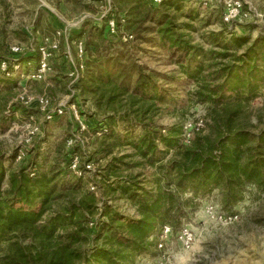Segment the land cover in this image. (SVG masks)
Here are the masks:
<instances>
[{
  "label": "trees",
  "instance_id": "1",
  "mask_svg": "<svg viewBox=\"0 0 264 264\" xmlns=\"http://www.w3.org/2000/svg\"><path fill=\"white\" fill-rule=\"evenodd\" d=\"M185 1L162 0L154 6L152 0H120L135 41L117 42L97 61L89 59L76 85L79 93L101 97L104 86L113 83L138 106L125 120L123 134L115 131L113 117L95 124L102 146L93 156L108 160L90 173L105 195L128 203L135 216L104 203L96 217V198L80 193L88 173L84 163L81 177L71 176L69 169L78 146L48 164L38 144L25 151L16 168L18 151L0 154V264H139L158 252L162 228L179 231L199 199L217 192L218 209L233 215L247 187L264 192V128L253 133L238 119L264 87V34L252 40L251 23L241 36L209 32L203 35L205 49L190 37L197 17L184 13ZM183 16L188 21L179 23ZM135 43L169 52L178 74L194 83L196 101L207 107L209 134L184 145L181 125L165 129L153 122L164 100L158 86L163 77L133 60L127 47ZM7 126L8 120L0 119V130ZM125 147L130 153L117 157L114 152Z\"/></svg>",
  "mask_w": 264,
  "mask_h": 264
},
{
  "label": "rangeland",
  "instance_id": "2",
  "mask_svg": "<svg viewBox=\"0 0 264 264\" xmlns=\"http://www.w3.org/2000/svg\"><path fill=\"white\" fill-rule=\"evenodd\" d=\"M224 1H185L184 13L192 11L197 17L192 22L195 31L190 34L194 43L201 44L206 49L208 46L204 43L203 35L209 32L223 30L237 36L245 35L249 23L252 24L248 28L252 40L258 34H264V0H245L243 10L248 13V18L231 24H224L222 21ZM161 2L162 0H152L154 6ZM124 9L120 0L92 3L87 0H0V119L8 120V126L0 130V154L7 156L13 151L32 150L39 144L44 149L43 154L47 156L44 158L50 164L61 155L65 157V154L70 153L71 149H67L66 142L76 136L80 139L75 145L80 147V163L85 164L89 159L95 172L103 169L108 159L100 160L93 156L102 146V137L94 133L95 124L113 117L115 131L123 134L125 120L132 119V112L138 106L128 92L113 83L104 86L100 92L101 97L99 94H82L76 89L75 98H70V75L79 72L81 77L89 59L97 61L96 56L115 46L117 42L122 44L133 39L135 41L136 33L132 32L133 38L126 29ZM110 21L114 22L113 34H108L106 28ZM187 21L183 16L179 23ZM82 31V36H75ZM101 32L103 33L100 34ZM73 35L76 38L71 40ZM53 40L57 41L56 49L51 48ZM77 40L84 44L83 61L76 56ZM12 47H18L21 52L12 55ZM42 47L48 51L50 70L43 80L36 82L27 78L38 68L40 57L36 53ZM127 50L131 51L133 60L139 65L154 70L163 77L158 86L159 94L164 100L157 104L158 111L153 114V122L165 129L177 124L182 126L183 131L186 127L191 128V140L198 135L209 134L210 130L206 125L210 122L207 107L196 101L193 96L196 89L194 83L178 74V66L169 57V52L158 46L140 47L137 43L129 45ZM23 57L33 59L26 60ZM2 63H6V71L1 69ZM81 64L83 70H80ZM22 93L32 99L46 96L52 107L61 102L74 104L78 116L85 124V130H79L72 111L67 108L61 117L46 121L34 102L29 107L19 104L16 99ZM99 98H102L100 102ZM238 119L241 125H245L253 133L264 128V87ZM200 121L201 126H198ZM31 127H38L39 133L32 136L30 143L26 145ZM114 153L118 157L123 153H130V150L125 147ZM25 158L16 160L12 167L16 168ZM151 171L144 168L147 174ZM71 176L77 177L72 173ZM82 180L84 188L80 193L94 195L100 210L97 218L101 215L104 203L115 207L124 216H135L133 207L128 203L113 201L110 194L105 195L98 187L100 181L94 179L92 174H84ZM90 184L96 186V192L90 191ZM208 203L218 205L217 192L199 199L196 209L190 212L184 223L195 233L192 249L184 251L173 241L166 255L168 264H264V192L257 191L253 186L247 187L244 199L233 209L238 219L232 224H217L206 219L203 208ZM161 255L156 251L154 255L145 256L138 261L139 264H154Z\"/></svg>",
  "mask_w": 264,
  "mask_h": 264
},
{
  "label": "built area",
  "instance_id": "3",
  "mask_svg": "<svg viewBox=\"0 0 264 264\" xmlns=\"http://www.w3.org/2000/svg\"><path fill=\"white\" fill-rule=\"evenodd\" d=\"M155 1H159V0H155ZM244 1L245 0H225L224 1L225 8H224V12L222 15V21L224 24H231V23H234L236 21H240V20L248 18V13L244 12V10H243L244 9L243 8ZM106 28H107L108 34H113L114 33V22L110 21L107 24ZM58 35H59V33H58ZM46 41L48 42L49 40L46 39ZM50 45H51V48L56 49L57 48V41L53 40L50 43ZM10 50H11L12 55L18 54L21 52L18 47H12ZM75 52H76V56L80 60L83 61L85 58V48H84V44L81 40L76 41ZM39 54H40V61L38 63V68L34 73H32L27 78V79L30 78L29 80L36 81V82L43 80L44 77L46 76L47 72L50 70V67L48 65V59H47L49 54H48V51L45 49V47H42L39 49ZM1 69L3 71H6V69H7L6 63H2ZM15 69H17V67ZM80 70H83L82 64L80 66ZM70 77L72 79H71L70 88H69V91H70L69 97L75 98L76 85L79 81L80 74H79V72L71 73ZM16 100L19 102V104H21L24 107H29L34 102L38 106L40 112L43 114L44 119L46 121H51L55 117H61L64 114L66 108L70 109L73 113V117H74L75 121L78 124L79 130L80 131L85 130V124L83 123V121L78 116V114L75 110L74 104L69 105L66 102H61L57 106L52 107L50 100L46 96L38 97L37 99H32L28 95H26L25 93L20 94ZM198 126H201V121H200V123H198ZM190 129L191 128H188V127L184 128V133L182 135V142L184 145H188L190 143V140H191ZM38 133H39L38 127H31V129L29 131L30 138H28L25 141L26 145H28L30 143L31 137L34 136L35 134H38ZM78 142H80V139L76 136H73L72 139H70L66 142L67 149L72 150ZM25 156H26L25 151L24 152L22 150L18 151L16 160H21L22 157L25 158ZM84 168L89 173L95 172V169L93 168L91 162L85 163ZM69 169L72 171V173L75 176H77V177L82 176V170L80 169V161H79L78 156L73 155L71 157ZM89 189L92 192H96V186L95 185L90 184ZM203 214L206 217V219H208L211 222L217 223V224H232V223L236 222L238 219L237 214H233V215L225 214L218 209L217 205H214L211 203H208L204 206ZM195 238L196 237H195V233H194L193 229L186 224H184L180 228V230L177 231L176 233H173L171 227L164 226L162 228V230L160 231V234H159L158 240H157V250L162 255L159 256L155 260L154 264H168V258H166V255L168 253V247L173 241L175 243H177L184 251H188V250L192 249V247L195 243Z\"/></svg>",
  "mask_w": 264,
  "mask_h": 264
}]
</instances>
